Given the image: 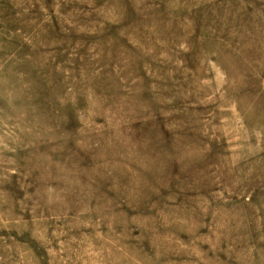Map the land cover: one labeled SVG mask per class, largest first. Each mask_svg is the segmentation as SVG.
<instances>
[{
  "label": "rangeland",
  "instance_id": "374dc122",
  "mask_svg": "<svg viewBox=\"0 0 264 264\" xmlns=\"http://www.w3.org/2000/svg\"><path fill=\"white\" fill-rule=\"evenodd\" d=\"M0 264H264V0H0Z\"/></svg>",
  "mask_w": 264,
  "mask_h": 264
}]
</instances>
